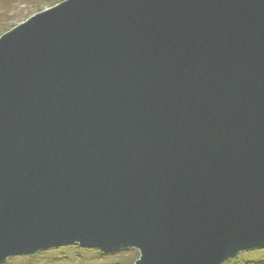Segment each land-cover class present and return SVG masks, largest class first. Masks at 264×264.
Wrapping results in <instances>:
<instances>
[{
  "label": "water",
  "instance_id": "water-1",
  "mask_svg": "<svg viewBox=\"0 0 264 264\" xmlns=\"http://www.w3.org/2000/svg\"><path fill=\"white\" fill-rule=\"evenodd\" d=\"M264 248V0H63L0 35V264Z\"/></svg>",
  "mask_w": 264,
  "mask_h": 264
},
{
  "label": "rangeland",
  "instance_id": "rangeland-1",
  "mask_svg": "<svg viewBox=\"0 0 264 264\" xmlns=\"http://www.w3.org/2000/svg\"><path fill=\"white\" fill-rule=\"evenodd\" d=\"M63 0H0V35L24 22L30 16L57 5ZM139 251L134 248L104 253L98 249L76 248L65 245L19 255L1 264H134ZM264 261V248L243 251L223 264L258 263Z\"/></svg>",
  "mask_w": 264,
  "mask_h": 264
},
{
  "label": "trees",
  "instance_id": "trees-1",
  "mask_svg": "<svg viewBox=\"0 0 264 264\" xmlns=\"http://www.w3.org/2000/svg\"><path fill=\"white\" fill-rule=\"evenodd\" d=\"M72 246H74V247H76V248H82V247H80L79 245H77V244H72ZM111 253V252H110ZM243 264H264V261H260V262H258V263H243Z\"/></svg>",
  "mask_w": 264,
  "mask_h": 264
}]
</instances>
